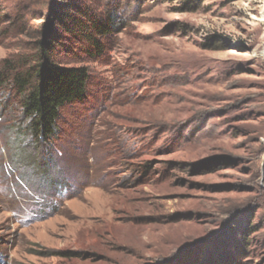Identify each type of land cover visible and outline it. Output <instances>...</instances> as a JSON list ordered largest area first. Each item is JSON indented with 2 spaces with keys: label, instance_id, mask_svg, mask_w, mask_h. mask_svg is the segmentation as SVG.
<instances>
[{
  "label": "rangeland",
  "instance_id": "1",
  "mask_svg": "<svg viewBox=\"0 0 264 264\" xmlns=\"http://www.w3.org/2000/svg\"><path fill=\"white\" fill-rule=\"evenodd\" d=\"M47 33L86 99L37 142L0 80V264H264V0H0V73Z\"/></svg>",
  "mask_w": 264,
  "mask_h": 264
},
{
  "label": "trees",
  "instance_id": "2",
  "mask_svg": "<svg viewBox=\"0 0 264 264\" xmlns=\"http://www.w3.org/2000/svg\"><path fill=\"white\" fill-rule=\"evenodd\" d=\"M76 12L81 11L77 9ZM60 23L64 32L71 35H75L73 27L78 29L77 34L84 43L83 53L91 58L103 54V45L97 38L117 29L116 22L111 19L102 21L90 18L83 23L77 19L69 22L61 19ZM88 31L96 36H88ZM55 42L54 35H45L34 44L33 50L24 57V61L17 65L5 61L4 69L0 73V80L7 81L21 97L26 132L32 139L43 143L56 138V125L63 107L85 102L89 83V72L85 67L69 68L54 63ZM54 191L64 193L67 190L62 185H57L54 186Z\"/></svg>",
  "mask_w": 264,
  "mask_h": 264
}]
</instances>
